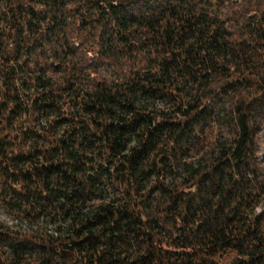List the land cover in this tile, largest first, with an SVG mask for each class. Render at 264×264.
<instances>
[{
	"label": "trees",
	"instance_id": "obj_1",
	"mask_svg": "<svg viewBox=\"0 0 264 264\" xmlns=\"http://www.w3.org/2000/svg\"><path fill=\"white\" fill-rule=\"evenodd\" d=\"M0 264H264V0H0Z\"/></svg>",
	"mask_w": 264,
	"mask_h": 264
}]
</instances>
